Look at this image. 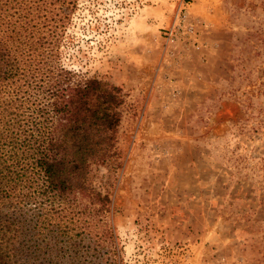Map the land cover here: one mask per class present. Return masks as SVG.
<instances>
[{
    "label": "rangeland",
    "instance_id": "1",
    "mask_svg": "<svg viewBox=\"0 0 264 264\" xmlns=\"http://www.w3.org/2000/svg\"><path fill=\"white\" fill-rule=\"evenodd\" d=\"M58 52L124 93L116 264H264V0H76Z\"/></svg>",
    "mask_w": 264,
    "mask_h": 264
},
{
    "label": "trees",
    "instance_id": "2",
    "mask_svg": "<svg viewBox=\"0 0 264 264\" xmlns=\"http://www.w3.org/2000/svg\"><path fill=\"white\" fill-rule=\"evenodd\" d=\"M76 0H0V264H116L110 199L124 93L59 62Z\"/></svg>",
    "mask_w": 264,
    "mask_h": 264
}]
</instances>
